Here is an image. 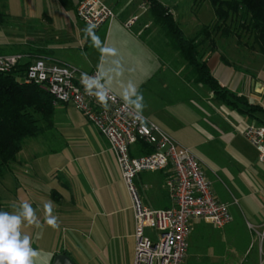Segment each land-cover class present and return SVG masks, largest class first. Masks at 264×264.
Returning a JSON list of instances; mask_svg holds the SVG:
<instances>
[{
    "label": "crops",
    "instance_id": "crops-1",
    "mask_svg": "<svg viewBox=\"0 0 264 264\" xmlns=\"http://www.w3.org/2000/svg\"><path fill=\"white\" fill-rule=\"evenodd\" d=\"M79 1L0 0V55L22 54L28 57L26 62L70 64L90 72L93 68L86 50L91 41L76 16ZM104 2L113 9L116 19L96 31L99 37L102 33L109 38L118 36L127 31L123 22L137 16L136 26L129 31L131 41H137L138 50L149 63L135 57L136 64L126 72L129 75L133 69L134 83L144 96L143 114L197 156L214 199L228 205L231 223L215 229L224 230L237 215L255 231H264V166L258 161L256 149L242 135L247 126L264 120V57L257 49L238 46L234 39L224 40L216 34L200 47L217 83L259 108L253 114H241L193 82L186 63L160 37L142 0ZM167 7L179 24L175 10ZM120 41L113 39V46L120 47ZM102 82L122 99L103 78ZM70 112L68 105L57 107L50 136L28 140L16 161L4 170L0 210L18 211L11 205L22 200L36 210L40 225L24 227L38 252L34 264H52L58 255L69 257L74 264H132L134 211L115 157L94 126L84 116ZM140 147L141 143L136 144L131 155L143 154ZM172 175L170 167L138 174L133 183L139 201L155 210L173 207L166 187ZM49 200L54 202L53 214L58 217L59 227L55 229L44 222L43 204ZM207 226L212 225L193 222L192 233ZM190 237L191 233L188 240ZM220 242L219 237L212 239L211 246L219 260L226 261ZM243 249H231L238 256L234 260L244 256ZM188 251L189 246L186 258Z\"/></svg>",
    "mask_w": 264,
    "mask_h": 264
},
{
    "label": "built area",
    "instance_id": "built-area-1",
    "mask_svg": "<svg viewBox=\"0 0 264 264\" xmlns=\"http://www.w3.org/2000/svg\"><path fill=\"white\" fill-rule=\"evenodd\" d=\"M76 16L85 27L95 23L96 31L116 18L104 0H80ZM136 21L137 16H133L123 27L131 29ZM27 59L22 54L0 55V73H9L17 65L28 63ZM29 63L22 75L24 83L40 87L57 104H71L106 139L132 200L135 222L132 264H185L193 222L203 221L217 229L231 223L228 205L214 199L201 171L200 160L191 150L178 144L144 114L143 122L132 119L135 110L109 89L114 100L109 101L111 109L105 111L85 93L80 84L84 71L79 68L47 64L43 60ZM86 73L92 76L99 71ZM242 135L256 149L258 161L264 166V120L259 125L247 126ZM138 143L147 145L151 152L132 156L131 150ZM167 167L173 174L166 181V187L174 205L169 209H150L139 201L134 178L142 172ZM147 229L157 232L154 240L145 234Z\"/></svg>",
    "mask_w": 264,
    "mask_h": 264
},
{
    "label": "trees",
    "instance_id": "trees-1",
    "mask_svg": "<svg viewBox=\"0 0 264 264\" xmlns=\"http://www.w3.org/2000/svg\"><path fill=\"white\" fill-rule=\"evenodd\" d=\"M142 1L147 5L160 37L186 63L193 82L201 84L216 100L241 114H253L259 110L217 83L200 47L216 34L224 40L234 39L238 46L257 49L264 57V0H193L196 5L209 1L215 18L211 25L202 26L192 39L184 37L170 8L160 0ZM2 17L0 13V22ZM242 33L247 36V41L241 38ZM212 45L215 47L214 43ZM29 64H19L9 73H0V178L16 161L28 140L49 137L55 128L56 110L60 104L40 87L23 82L22 75ZM140 148L143 154L151 152L145 144L141 143Z\"/></svg>",
    "mask_w": 264,
    "mask_h": 264
},
{
    "label": "rangeland",
    "instance_id": "rangeland-1",
    "mask_svg": "<svg viewBox=\"0 0 264 264\" xmlns=\"http://www.w3.org/2000/svg\"><path fill=\"white\" fill-rule=\"evenodd\" d=\"M160 1L164 5L172 7L175 10L179 23L178 25L187 37H193L192 35H194V33L196 34L202 26L211 25V22L214 21V10L209 1L199 5H196L193 0ZM132 17L133 16L125 20L122 26ZM134 26H136V23L128 30L123 27L127 31L121 32L118 36L112 35L110 38L106 36L105 33H102L100 38L108 47H114L112 42L113 39L116 38L121 40L120 47H114L117 49V54L115 56L102 54L91 44L88 45L86 50L87 60L89 59L88 61H90L89 63L93 68L88 71L99 70L105 82L111 87H114L121 95L127 83L129 81L134 83L135 81V78L132 77L133 69L129 71V75L126 72L129 67H134L136 64L134 58L139 57L141 62L143 60L145 64L149 63V59H147L146 55L138 50L139 46L136 43L137 41L132 42L133 38L130 36L129 31L131 32ZM241 38L243 41L248 40L247 36H244L243 33ZM152 81H154V79ZM67 105L71 110L70 113L76 112L78 115L83 116L71 104ZM234 218L235 220L232 224L222 231H217L213 226H207L204 230L203 228H196L193 233L191 231L192 237L188 240L189 251L186 258L187 264H219L221 262V264H264V231H255L245 222H240L237 215H235ZM156 233L157 232L150 229L145 230V234L152 240H154ZM217 235L223 242H220L219 245L225 247V252L227 254L226 261L219 260L217 252L211 246V240L215 238L218 239ZM231 241L235 242L233 243ZM234 246L242 249L244 248L243 251H245V253L240 260H234V258L238 256L236 253H233V251L230 252ZM244 246H247V250ZM216 260H218V263L215 262Z\"/></svg>",
    "mask_w": 264,
    "mask_h": 264
},
{
    "label": "clouds",
    "instance_id": "clouds-1",
    "mask_svg": "<svg viewBox=\"0 0 264 264\" xmlns=\"http://www.w3.org/2000/svg\"><path fill=\"white\" fill-rule=\"evenodd\" d=\"M97 25L88 23L84 33L89 37L91 45L102 54L115 56L117 49L108 47L105 42L96 34ZM118 63V62H117ZM101 74L90 76L86 72L80 75V84L85 93L93 97L96 102L105 110L111 109L110 100H114L109 94L105 83H102ZM126 105L131 106L136 115L131 118L143 122V112L146 107L144 96L137 85L131 81L123 88L122 97ZM54 202L49 200L43 204L44 222L51 228L59 227L58 217L53 214ZM18 211L0 210V264H34V258L38 252L32 247L31 237L24 232V227L39 226L41 221L27 200L18 201L11 205Z\"/></svg>",
    "mask_w": 264,
    "mask_h": 264
},
{
    "label": "water",
    "instance_id": "water-1",
    "mask_svg": "<svg viewBox=\"0 0 264 264\" xmlns=\"http://www.w3.org/2000/svg\"><path fill=\"white\" fill-rule=\"evenodd\" d=\"M52 264H74L72 260L65 255H58L53 258Z\"/></svg>",
    "mask_w": 264,
    "mask_h": 264
}]
</instances>
